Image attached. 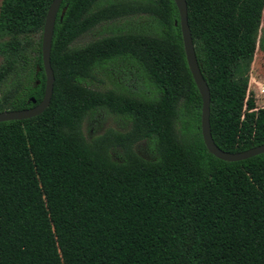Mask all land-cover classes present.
Segmentation results:
<instances>
[{
    "label": "trees",
    "instance_id": "16d2710c",
    "mask_svg": "<svg viewBox=\"0 0 264 264\" xmlns=\"http://www.w3.org/2000/svg\"><path fill=\"white\" fill-rule=\"evenodd\" d=\"M51 1L0 4V111L43 97ZM185 1L215 144L238 152L264 143V107L248 91L264 0ZM141 15L149 29L76 43ZM117 62L138 68L146 92L93 87ZM50 63L44 111L0 121V264H264V153L225 161L207 150L174 0H62ZM101 110L128 128L86 138L84 120ZM140 141L152 158L135 151Z\"/></svg>",
    "mask_w": 264,
    "mask_h": 264
},
{
    "label": "rangeland",
    "instance_id": "374dc122",
    "mask_svg": "<svg viewBox=\"0 0 264 264\" xmlns=\"http://www.w3.org/2000/svg\"><path fill=\"white\" fill-rule=\"evenodd\" d=\"M1 2L2 0L0 4ZM151 25V19L144 15L104 22L80 36L76 43L84 44L92 39L122 30L149 29ZM93 87L102 90L120 88L133 92H146L149 85L135 65L129 62H117L96 75ZM248 91L254 96L256 106L264 107V20L261 21L258 30L256 50L249 72ZM108 128L124 131L128 128V124L120 117L101 110L95 115H89L82 125V131L88 139L103 133ZM134 149L145 158H152L154 155L147 141L136 143ZM111 154L113 158L119 159L118 150H114Z\"/></svg>",
    "mask_w": 264,
    "mask_h": 264
},
{
    "label": "water",
    "instance_id": "95a60500",
    "mask_svg": "<svg viewBox=\"0 0 264 264\" xmlns=\"http://www.w3.org/2000/svg\"><path fill=\"white\" fill-rule=\"evenodd\" d=\"M61 1L62 0L51 1V3L48 6L43 24V30L41 35V60H42V68L45 74V87H44V94L42 99L38 103L27 108L18 109V110L0 111V121L20 120V119L30 118L43 112L44 109L49 105L53 90V82H54V73L50 63L51 41H52L55 19ZM174 2L179 12V24L181 28V35H182V41H183V47L185 51L187 65L189 67L191 75L194 79V82L198 88V91L202 99L201 134L207 150L215 157L225 161L242 160L257 155L259 153H264V143L238 152L224 151L215 144L211 135L210 123H209V103H210L209 89L206 84V81L202 76L195 55L193 41L187 23L186 1L174 0ZM63 14H64V10L62 11L60 18H62ZM38 83L39 81L36 80V84ZM32 102L35 103L34 98H32Z\"/></svg>",
    "mask_w": 264,
    "mask_h": 264
}]
</instances>
